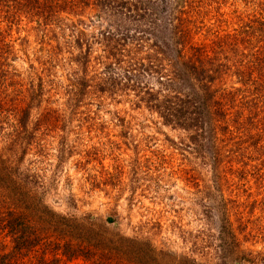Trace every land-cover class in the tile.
Listing matches in <instances>:
<instances>
[{"label": "rangeland", "instance_id": "rangeland-1", "mask_svg": "<svg viewBox=\"0 0 264 264\" xmlns=\"http://www.w3.org/2000/svg\"><path fill=\"white\" fill-rule=\"evenodd\" d=\"M201 5L197 42L209 43L216 34L264 17V0ZM82 14L89 32L105 25L90 22L89 11ZM3 15L0 30L10 47L2 62L10 78L0 77V102L12 110L31 102L27 123L36 128L32 140L39 144L23 150L24 137L16 141L4 133L9 131L5 119L0 153L30 174L34 182L28 187L37 196L61 214L93 218L200 263L220 264L231 250L229 264H238L233 257L241 255L264 264V136L239 152L228 145L231 159L211 166L189 148L186 131L164 124L130 93L101 90L98 44L84 67L62 30L47 32L36 16L22 13L7 20ZM12 112L1 113L0 120L10 122L16 118Z\"/></svg>", "mask_w": 264, "mask_h": 264}, {"label": "trees", "instance_id": "trees-1", "mask_svg": "<svg viewBox=\"0 0 264 264\" xmlns=\"http://www.w3.org/2000/svg\"><path fill=\"white\" fill-rule=\"evenodd\" d=\"M202 2L0 0V12L7 20L22 13L36 16L47 32L62 30L84 67L98 44L101 90L109 95L132 94L136 104L154 112L164 124L186 131L189 148L216 167L232 153L228 145L239 152L264 136V17L216 34L209 43L197 42L195 35L203 26L199 25ZM84 11L92 13L86 17L90 22L105 25L87 31ZM5 38L0 30L1 81L10 78L4 68L8 64L3 63L10 47ZM30 103L12 110L0 102V114L16 115L10 122L1 118L0 130L6 119L9 131L4 133L16 141L24 137L23 150L39 144L32 140L36 128H28ZM32 181L30 174L0 153V264H62L74 259L83 264H207L124 236L93 218L61 214L28 187ZM229 255L231 250L220 264H229ZM241 256L233 257V262L256 264Z\"/></svg>", "mask_w": 264, "mask_h": 264}, {"label": "water", "instance_id": "water-1", "mask_svg": "<svg viewBox=\"0 0 264 264\" xmlns=\"http://www.w3.org/2000/svg\"><path fill=\"white\" fill-rule=\"evenodd\" d=\"M109 220H112V219L109 218Z\"/></svg>", "mask_w": 264, "mask_h": 264}]
</instances>
